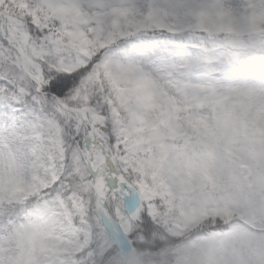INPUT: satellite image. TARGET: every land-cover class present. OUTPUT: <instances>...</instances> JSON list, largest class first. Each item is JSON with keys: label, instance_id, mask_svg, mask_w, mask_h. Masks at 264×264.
Segmentation results:
<instances>
[{"label": "snow or ice", "instance_id": "snow-or-ice-1", "mask_svg": "<svg viewBox=\"0 0 264 264\" xmlns=\"http://www.w3.org/2000/svg\"><path fill=\"white\" fill-rule=\"evenodd\" d=\"M0 264H264V0H0Z\"/></svg>", "mask_w": 264, "mask_h": 264}]
</instances>
